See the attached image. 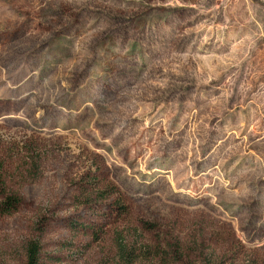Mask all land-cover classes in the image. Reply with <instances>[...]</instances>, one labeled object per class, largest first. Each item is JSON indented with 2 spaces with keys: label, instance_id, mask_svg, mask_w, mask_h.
<instances>
[{
  "label": "rangeland",
  "instance_id": "374dc122",
  "mask_svg": "<svg viewBox=\"0 0 264 264\" xmlns=\"http://www.w3.org/2000/svg\"><path fill=\"white\" fill-rule=\"evenodd\" d=\"M8 194L0 264H264V0H0Z\"/></svg>",
  "mask_w": 264,
  "mask_h": 264
},
{
  "label": "trees",
  "instance_id": "16d2710c",
  "mask_svg": "<svg viewBox=\"0 0 264 264\" xmlns=\"http://www.w3.org/2000/svg\"><path fill=\"white\" fill-rule=\"evenodd\" d=\"M21 198L15 194L6 195L0 202V214L12 213L16 211L21 205ZM143 228L147 231H156L157 224L149 222L147 220L141 221ZM141 242L129 244L126 241V237L121 231L116 232L115 242L117 250L118 264H137L139 261L149 260L152 261L154 258L160 255L167 258L168 254H164L161 250V246L164 243V239L160 237V234L156 235L157 244H152L144 241V236L140 235ZM175 239V238H174ZM176 240V239H175ZM179 240L172 245L173 250L171 251V259H179L183 257L184 252L181 247H178ZM40 250L41 245L38 239L30 240L27 244V262L26 264H40ZM164 254V256H163Z\"/></svg>",
  "mask_w": 264,
  "mask_h": 264
}]
</instances>
